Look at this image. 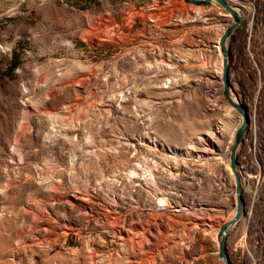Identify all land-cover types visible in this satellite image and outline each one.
Returning a JSON list of instances; mask_svg holds the SVG:
<instances>
[{"label": "rangeland", "instance_id": "374dc122", "mask_svg": "<svg viewBox=\"0 0 264 264\" xmlns=\"http://www.w3.org/2000/svg\"><path fill=\"white\" fill-rule=\"evenodd\" d=\"M225 1L246 122L224 253L264 264V0ZM232 21L214 1L0 0V264H225Z\"/></svg>", "mask_w": 264, "mask_h": 264}, {"label": "water", "instance_id": "95a60500", "mask_svg": "<svg viewBox=\"0 0 264 264\" xmlns=\"http://www.w3.org/2000/svg\"><path fill=\"white\" fill-rule=\"evenodd\" d=\"M186 3L193 4L196 6H204L210 1H214L217 4H219L223 9H225L231 16H232V23L227 25L223 32L221 33L219 39H218V46L219 50L221 53V61L223 65V73L221 74V83H222V93L225 98V100L235 108V110L240 114L241 116V121L240 125L238 128L235 130V133L233 135L232 139V144L229 150V155H228V162H229V167L233 173L234 176V192L236 195V204H235V209L233 212L232 217L222 223L218 230H217V251H218V256L220 259L224 261L225 264H229L226 255L224 253V240L226 233L231 225H233L240 213H241V198H240V189H241V184H240V178L239 175L237 174L236 168H235V153L237 149L238 142L240 140V137L243 133L244 125L246 122V113L245 109L238 104L237 102L233 101L229 94H228V83L226 80V67H224L227 59V49L225 47L224 41L229 35L230 31L237 25V23L241 20L240 14L235 10V7L232 6L231 4L227 3L225 0H183Z\"/></svg>", "mask_w": 264, "mask_h": 264}, {"label": "bare ground", "instance_id": "6f19581e", "mask_svg": "<svg viewBox=\"0 0 264 264\" xmlns=\"http://www.w3.org/2000/svg\"><path fill=\"white\" fill-rule=\"evenodd\" d=\"M241 16V15H240ZM224 67H226V64L224 65ZM170 83V80H168V84ZM163 87H168V85H164ZM204 140H206L209 144H213L212 143V141H210L209 140V138H205ZM213 146V145H212ZM208 149H200V151L199 150H194V152H198L199 153V155H203V154H208L209 153V151H207ZM197 153V154H198ZM212 153H213V151H212ZM132 173H134L133 171H132ZM232 174V173H231ZM241 181V180H240ZM159 201H161V200H159ZM66 202H68V203H70V204H73V200L71 199V198H69V197H67L66 196ZM141 241V240H140ZM139 242V241H138Z\"/></svg>", "mask_w": 264, "mask_h": 264}]
</instances>
